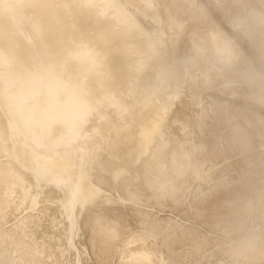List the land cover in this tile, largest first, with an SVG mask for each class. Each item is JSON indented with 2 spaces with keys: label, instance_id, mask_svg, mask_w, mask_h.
Masks as SVG:
<instances>
[{
  "label": "rangeland",
  "instance_id": "obj_1",
  "mask_svg": "<svg viewBox=\"0 0 264 264\" xmlns=\"http://www.w3.org/2000/svg\"><path fill=\"white\" fill-rule=\"evenodd\" d=\"M137 1L171 54L156 91L165 113L149 150L140 141L124 158L128 172L107 170L111 149L89 158L103 191L77 205L74 235L67 192L17 154L0 77V264H148L140 235L155 264H264V0ZM216 26L237 45L232 63L211 46ZM95 119L91 153L104 141Z\"/></svg>",
  "mask_w": 264,
  "mask_h": 264
},
{
  "label": "bare ground",
  "instance_id": "obj_2",
  "mask_svg": "<svg viewBox=\"0 0 264 264\" xmlns=\"http://www.w3.org/2000/svg\"><path fill=\"white\" fill-rule=\"evenodd\" d=\"M153 13L137 0H0V77L20 120L10 119L13 142L39 181L67 192L72 235L79 202L103 191L92 180L93 167L86 169L89 158L96 164L111 149L116 161H106L107 170L116 177L128 172L124 158L140 141L142 152L149 150L165 113L156 91L172 61L163 23ZM140 17L161 28L150 32ZM209 32L211 46L232 63L236 43L220 27ZM96 116L104 141L91 153ZM145 239L136 238L143 243L139 251L155 264Z\"/></svg>",
  "mask_w": 264,
  "mask_h": 264
}]
</instances>
